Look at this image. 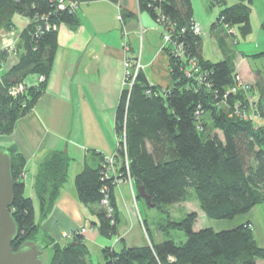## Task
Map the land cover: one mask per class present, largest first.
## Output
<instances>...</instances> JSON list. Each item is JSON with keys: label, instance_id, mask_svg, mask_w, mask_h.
I'll return each mask as SVG.
<instances>
[{"label": "trees", "instance_id": "obj_1", "mask_svg": "<svg viewBox=\"0 0 264 264\" xmlns=\"http://www.w3.org/2000/svg\"><path fill=\"white\" fill-rule=\"evenodd\" d=\"M73 1L80 6L94 0ZM213 1L222 7L212 28L237 26L243 36L249 33L251 0H235L230 5L226 0ZM58 4L59 0H0V29L12 27L14 13L30 20L15 47L18 62L0 80V134L12 131L17 119L31 109L44 90L58 44L57 29L46 30L40 16L46 15L56 28L60 24L79 23V6L59 8ZM137 5L140 12L147 13L163 30L172 25L173 37L182 40L186 56L180 59L166 52L172 78L170 87L149 84L142 70L138 71L130 90L124 87L115 116V133L121 136L124 130L125 136L124 141L120 137L115 151L116 175L101 178L104 160L101 157L97 167L86 165L74 178L78 199L97 217L99 234L109 238L117 233L119 217L113 178H124L127 173L136 187L137 197L143 199L138 191L143 186L157 208L183 201L189 190L210 219H232L264 204V126L255 127L253 119L231 112L230 106L245 101L239 92L224 97L236 84L237 72L232 61L224 57L212 62L202 57V37L189 28L194 20L191 0H137ZM121 15L124 19L131 14L121 12ZM6 53L2 51L0 58ZM189 57H194L201 70L206 71L205 81L185 76L184 65ZM30 75H42L44 80L28 84L26 79ZM18 83H24L25 90L10 95L9 87ZM258 84L260 97L257 104L253 103V110L261 116L264 85ZM10 152L14 199L9 210L18 227L11 244L15 250L23 241L37 239L38 223L33 199L24 194V158ZM61 168V164L54 162L39 170L34 192L41 216L46 215L57 195L64 176ZM104 186L106 190L102 192ZM105 194L110 213L101 204ZM196 217L192 211L179 221L168 218L164 227H160L164 235H168L169 229L182 230L186 236L184 243L177 244L172 239L156 242L148 231L151 246L120 250L104 247V264H259L264 260V245L257 243L249 220L229 229L194 230ZM43 242L49 254L47 264H91L78 231L64 243L49 239Z\"/></svg>", "mask_w": 264, "mask_h": 264}, {"label": "crops", "instance_id": "obj_2", "mask_svg": "<svg viewBox=\"0 0 264 264\" xmlns=\"http://www.w3.org/2000/svg\"><path fill=\"white\" fill-rule=\"evenodd\" d=\"M121 12L131 15L123 19ZM256 13L258 26L264 31V2L261 11ZM77 15V25L60 24L56 28L58 46L44 90L31 109L17 119L13 130L0 134V147L24 158V194L27 189L26 196L33 199L38 232L41 231L42 236L54 242H66L72 239L74 231L84 228L80 234L94 253L105 246L115 250L145 246L147 237L137 222L127 182L114 186L119 222L117 234L107 238L99 234L95 214L78 199L74 178L86 165L97 167L101 157L115 152V116L125 87L127 58L139 54L141 70L149 84L161 88L172 85L169 58L161 48L163 29L148 14L138 10L137 0L84 2L80 3ZM11 22V28L0 29V54L7 51L5 57L0 58V80L18 62L15 47L30 20L21 13H14ZM229 29L234 35L232 27ZM242 54V60L235 63L234 57L225 51V57L232 61L237 73L250 82H260L258 70L252 69L244 59L247 54ZM26 82L35 84L38 76L30 75ZM54 162L61 164L64 176L50 209L41 216L34 184L41 166ZM248 212L238 218V224L249 220L257 243L263 245L257 239L258 230L256 234ZM197 226L195 221L194 230L202 228ZM64 233L69 235L64 236ZM258 263L264 264V260Z\"/></svg>", "mask_w": 264, "mask_h": 264}, {"label": "rangeland", "instance_id": "obj_3", "mask_svg": "<svg viewBox=\"0 0 264 264\" xmlns=\"http://www.w3.org/2000/svg\"><path fill=\"white\" fill-rule=\"evenodd\" d=\"M193 7V17L198 21L201 27V32L199 35L202 37L201 41V55L204 59L210 60L212 62L221 60L225 57V51L234 57V62L237 63L242 60V53L247 54L244 57L247 64L254 70H258L260 76V82L264 85V55H254L256 53H264V31L259 28L258 20L255 15L256 12L261 11L262 4L264 0H252L251 1V25L252 30L244 36L241 34L237 26H233L232 30L234 35H231V31L228 27L224 25L212 28V23L215 21L219 9L222 7L216 4L213 0H191ZM235 0H226V4L230 5L234 3ZM144 15L147 13L143 12ZM257 14V13H256ZM150 18V17H149ZM226 49V50H225ZM239 75L240 81L239 87L236 89L235 94L238 92L243 94L245 101L244 103L236 100V103L240 102L242 104L235 107H231V112L234 115L239 114L241 116H250L254 121L255 127L264 126V115L257 114L256 110H253V103L257 104L259 99V82L248 81L241 73ZM232 93V92H231ZM238 101V102H237ZM264 104V96H263ZM224 106V103L221 104ZM229 105V104H228ZM229 108V107H228ZM229 108V109H230ZM125 118V117H124ZM124 130L122 135H117V142L122 137L123 139ZM116 143V148H117ZM122 146L124 144L122 143ZM124 149V148H123ZM116 151V149H115ZM105 158V157H104ZM127 160L125 159V165L127 167ZM23 177V176H22ZM119 183L127 182L129 188V196L132 201L137 222L142 229L144 235L147 237V244L151 246L149 241L148 231L152 235L153 239L158 242L162 239H172L177 244H182L186 240L185 233L178 229H169L168 235H164L163 231H160V227L167 223V219L181 220L186 214L195 211L197 214L196 223L202 228L211 227L214 230L229 229L238 225V218L243 216L240 214L232 219H210L205 216V214L200 210L198 200L194 193L189 190L185 199L179 203H174L170 205L163 206L162 208L149 206L144 199H139L136 194V187L131 181H128V173L126 177H120ZM115 184V185H117ZM114 185V186H115ZM28 194L26 189L25 195ZM109 213L108 209L104 207ZM250 219L254 222L256 227V234L258 230V241L264 245V204H258L254 206L248 213ZM197 226V227H198ZM164 227V226H163ZM84 228L80 230L79 233L84 232ZM117 234V233H116ZM115 234V235H116ZM69 234L64 233V236ZM113 235V236H115ZM36 238L38 240H45L46 237L42 236L41 231L36 233ZM64 243V240L59 241ZM84 242V241H83ZM85 243V242H84ZM89 253V262L91 264H101L104 263L102 249L100 252H91L87 245L85 244ZM108 247V246H105ZM50 248V246H49ZM123 249V248H122Z\"/></svg>", "mask_w": 264, "mask_h": 264}, {"label": "built area", "instance_id": "obj_4", "mask_svg": "<svg viewBox=\"0 0 264 264\" xmlns=\"http://www.w3.org/2000/svg\"><path fill=\"white\" fill-rule=\"evenodd\" d=\"M59 8H62L64 6H68L71 9H77L79 6V3L77 1H73V0H59V4H58ZM40 19L44 21V28L46 30L49 29H56V25L50 23L49 21H47L46 15H41ZM161 19L164 20L165 18L163 16H161ZM160 22V19H159ZM169 26V27H168ZM168 28H171V30H169L168 28L164 29L161 33V38H162V49L165 52H169L172 54V56L176 57V58H184L186 56V49L184 46V43L182 42V40H179L178 38H174L173 34H172V25L168 24ZM190 30L192 31V33L199 35L201 32V27L199 26L198 22L195 21V19L191 22L190 24ZM184 28L181 29V32H184ZM123 45L125 46V48L127 47V37H126V31L123 29ZM167 50V51H166ZM125 66V73H124V80H123V85L125 87H127L129 90L131 89L134 80L136 78V75L138 73L139 70H141V63H140V56L139 54H137L134 58L129 59L127 58V60L124 63ZM184 74L186 77L188 78H194L196 80H198V82H202L205 81L206 77V71L201 70V67L198 66L197 60L194 57H189L186 64L184 65ZM195 73H197L195 75ZM44 80V76L40 75L38 76V82L43 81ZM235 81L236 84L229 88L226 92H225V96L226 97L230 92H235L236 89L239 87V75L235 76ZM26 85L24 83H18L15 85H12L11 87H9L8 89V93L12 96H16L20 93H22L25 90ZM147 93H150V91L148 90ZM240 105V104H237ZM237 115V114H236ZM238 116V115H237ZM239 117H242L244 119H252L250 116H241L239 114ZM125 136L123 135V139L122 141H124ZM117 145H119V142H117ZM114 163H115V152L113 154H111L110 156H106L102 162V166H103V172H102V179L104 178H108L109 175H116L114 173ZM112 173V174H111ZM120 177L116 176L113 178V183L117 184L119 182ZM128 181L129 183H131V178L128 175ZM106 187L104 186L101 191L105 192ZM101 204L106 207L109 211V213L111 212V209L109 207V200L107 195L105 194L104 197L101 200Z\"/></svg>", "mask_w": 264, "mask_h": 264}, {"label": "water", "instance_id": "obj_5", "mask_svg": "<svg viewBox=\"0 0 264 264\" xmlns=\"http://www.w3.org/2000/svg\"><path fill=\"white\" fill-rule=\"evenodd\" d=\"M11 168L10 150L0 147V264H47L49 254L43 241L28 239L15 250L11 246L18 234L17 224L9 210L14 199ZM138 191L149 206H155L143 186H139Z\"/></svg>", "mask_w": 264, "mask_h": 264}]
</instances>
